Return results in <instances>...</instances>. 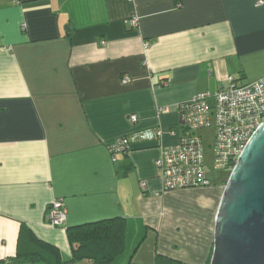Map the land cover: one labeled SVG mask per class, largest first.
I'll use <instances>...</instances> for the list:
<instances>
[{"label": "crops", "instance_id": "1", "mask_svg": "<svg viewBox=\"0 0 264 264\" xmlns=\"http://www.w3.org/2000/svg\"><path fill=\"white\" fill-rule=\"evenodd\" d=\"M230 76H264V0H0V261L23 226L69 258L68 227L118 216L127 245L143 240L114 264H199L161 241L171 196L156 161L178 142L179 105ZM153 128L161 139L113 160L118 138ZM56 199L64 227L47 217Z\"/></svg>", "mask_w": 264, "mask_h": 264}, {"label": "built area", "instance_id": "2", "mask_svg": "<svg viewBox=\"0 0 264 264\" xmlns=\"http://www.w3.org/2000/svg\"><path fill=\"white\" fill-rule=\"evenodd\" d=\"M131 21L137 25L138 17ZM128 80L123 78L124 82ZM179 110L181 133L178 142L163 148L156 161L164 191L212 184L202 134V130L209 127L215 130V140L210 144L213 169H233L239 155L264 121V76L244 83L230 76L227 86L195 94L182 102ZM137 120L138 116L133 114L131 121ZM171 133L176 134V129ZM162 136L161 128L122 136L111 145L113 160L117 159V153H128L135 142L161 139ZM146 185L145 181L141 182L142 187ZM47 217L52 226L66 225L67 209L61 199L53 201Z\"/></svg>", "mask_w": 264, "mask_h": 264}, {"label": "water", "instance_id": "3", "mask_svg": "<svg viewBox=\"0 0 264 264\" xmlns=\"http://www.w3.org/2000/svg\"><path fill=\"white\" fill-rule=\"evenodd\" d=\"M210 264H264V121L225 184Z\"/></svg>", "mask_w": 264, "mask_h": 264}, {"label": "rangeland", "instance_id": "4", "mask_svg": "<svg viewBox=\"0 0 264 264\" xmlns=\"http://www.w3.org/2000/svg\"><path fill=\"white\" fill-rule=\"evenodd\" d=\"M202 134H204V153L207 167L209 168L208 176L212 180V184L166 190L170 192L171 200L168 209L164 211L166 225L162 235L163 239L161 240L163 244L166 242L169 246L172 244L176 245V252L181 254V257L192 259L199 264L206 263L214 243L216 213L222 194L217 205L218 193L213 190V187H219V185L223 184L231 173V170L213 169V150L210 144L215 140L214 128L203 129ZM214 212L216 213L212 228ZM141 237L134 245L133 242L126 244L125 250L116 258L117 263L121 258L124 259L127 256L130 258L132 250L142 242L143 236L141 235ZM154 244H159L158 236L154 237L151 245L154 246ZM84 264L88 263L84 262Z\"/></svg>", "mask_w": 264, "mask_h": 264}, {"label": "trees", "instance_id": "5", "mask_svg": "<svg viewBox=\"0 0 264 264\" xmlns=\"http://www.w3.org/2000/svg\"><path fill=\"white\" fill-rule=\"evenodd\" d=\"M227 179L224 180L226 184ZM18 251L0 264H80L88 261L92 264H114L126 246L125 219L111 217L98 221L87 222L67 228L72 253L65 258L54 244L38 238L23 226ZM26 236H25V235ZM213 250V248H212ZM212 252L208 257L210 264ZM126 264H149L130 259ZM151 264H192L162 253H157Z\"/></svg>", "mask_w": 264, "mask_h": 264}]
</instances>
